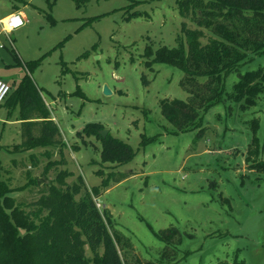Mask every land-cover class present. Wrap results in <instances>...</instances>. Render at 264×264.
I'll list each match as a JSON object with an SVG mask.
<instances>
[{"label":"rangeland","instance_id":"374dc122","mask_svg":"<svg viewBox=\"0 0 264 264\" xmlns=\"http://www.w3.org/2000/svg\"><path fill=\"white\" fill-rule=\"evenodd\" d=\"M13 4L0 0V15L14 11ZM17 5L26 20L9 41L0 33V78L12 91L25 74L30 77L63 144L17 149L20 104L8 94L0 105V176L14 189L10 195L32 203L41 195L39 187L53 183L64 189L80 175L83 187L75 197L87 190L96 206L109 212L113 227L132 243L127 264L136 259L215 264L234 257L243 264H264V164L249 169L245 162L252 119L258 120V160L264 162V92L244 109L242 100L226 98L240 74L264 67V54L227 75L223 99L202 114L197 137L198 128L176 130L160 113L162 99L187 98L180 85L183 72L167 63L153 62L151 68L144 63L158 47H175L182 37L185 19L177 0ZM148 47L152 54L146 58ZM104 85L110 94L103 93ZM103 129L107 137L128 144L131 156L102 160L97 133ZM65 172L60 184L57 175ZM110 174L123 179L116 182ZM37 176L44 180L41 186L24 188ZM168 227L178 229L180 242L163 258L165 244L157 232ZM124 247L118 245L122 258Z\"/></svg>","mask_w":264,"mask_h":264},{"label":"trees","instance_id":"16d2710c","mask_svg":"<svg viewBox=\"0 0 264 264\" xmlns=\"http://www.w3.org/2000/svg\"><path fill=\"white\" fill-rule=\"evenodd\" d=\"M12 1L15 11L17 3L26 2ZM46 1L52 4L55 0ZM177 5L185 19L177 46L158 47L144 63L150 68L153 62L167 63L183 72L180 85L187 98L162 99L160 113L176 130L198 128L199 137L203 131L202 114L223 99L227 75L251 56L264 54V0H177ZM144 54L146 58L151 56L149 47ZM142 80L147 82L144 77ZM263 92L264 67H258L240 74L226 98L242 100L240 106L244 109L254 105ZM8 94L13 103L20 104L21 139L16 148L61 147L59 127L30 77L25 74L15 89L11 91L10 86ZM257 126L258 120L252 119V135L245 154L249 169L264 164L258 160ZM97 134L101 139L102 160L118 162L123 160L120 154L125 159L131 156V147L122 140ZM66 173H59L57 182L64 183ZM111 177L117 182L123 179V174L117 177L110 174ZM29 180L32 182L28 181L24 188L30 183V187L38 186L35 177ZM108 182V177L102 179L103 185ZM82 187V177L78 175L77 181L64 189L53 183L44 185L38 188L41 195L34 202H17L10 195L14 189L0 176V264H127L126 254L133 252L132 243L113 227L109 212L96 206L90 192L86 190L75 197ZM157 235L165 244L162 257L166 258L171 246L180 242L179 231L168 227ZM120 243L125 246L123 258L118 249ZM136 264L150 263L136 259ZM215 264H243V261L234 257L232 262Z\"/></svg>","mask_w":264,"mask_h":264},{"label":"built area","instance_id":"2783aa9c","mask_svg":"<svg viewBox=\"0 0 264 264\" xmlns=\"http://www.w3.org/2000/svg\"><path fill=\"white\" fill-rule=\"evenodd\" d=\"M25 20V16L20 11H12L8 14L0 15V33L8 39L10 33L24 25ZM17 21L22 23L17 24ZM9 91L10 85L5 80L0 79V105L4 102Z\"/></svg>","mask_w":264,"mask_h":264},{"label":"water","instance_id":"95a60500","mask_svg":"<svg viewBox=\"0 0 264 264\" xmlns=\"http://www.w3.org/2000/svg\"><path fill=\"white\" fill-rule=\"evenodd\" d=\"M103 93L104 94H110L111 91L108 89L107 85H104L103 86ZM107 132L108 130L107 129H103L99 132V134L102 136V137H105L107 135ZM43 179L39 176L36 177V183L38 186H41L43 184Z\"/></svg>","mask_w":264,"mask_h":264},{"label":"crops","instance_id":"0c3cea01","mask_svg":"<svg viewBox=\"0 0 264 264\" xmlns=\"http://www.w3.org/2000/svg\"><path fill=\"white\" fill-rule=\"evenodd\" d=\"M15 11V10H14ZM17 11H20V10H17ZM23 15H24V13L22 12V11H20ZM3 35V34H2ZM0 79H2V78H0Z\"/></svg>","mask_w":264,"mask_h":264},{"label":"clouds","instance_id":"9594fccd","mask_svg":"<svg viewBox=\"0 0 264 264\" xmlns=\"http://www.w3.org/2000/svg\"><path fill=\"white\" fill-rule=\"evenodd\" d=\"M20 23H22L21 21H17V24H20Z\"/></svg>","mask_w":264,"mask_h":264}]
</instances>
